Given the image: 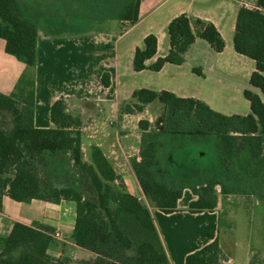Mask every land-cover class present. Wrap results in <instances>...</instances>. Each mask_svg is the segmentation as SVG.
I'll return each instance as SVG.
<instances>
[{
	"label": "trees",
	"instance_id": "trees-1",
	"mask_svg": "<svg viewBox=\"0 0 264 264\" xmlns=\"http://www.w3.org/2000/svg\"><path fill=\"white\" fill-rule=\"evenodd\" d=\"M85 1L87 18L118 19L134 24L140 17L142 0ZM93 6L95 12H91ZM168 30L170 51L148 65L147 60L157 53L158 39L154 34L147 35L144 47L136 49L135 70H160L167 62L182 64L198 37L206 39L219 52L226 46L212 22L185 13L175 17ZM38 32L39 21L32 8L21 0H0V37L6 40V50L32 69L37 63ZM234 44L239 53L256 61L250 83L261 89L263 97L245 89L252 113L227 115L200 99L180 97L169 90L147 88L135 90V103L124 107L127 112L141 111L145 104L157 99L168 107L163 129L152 130L149 121H140L143 130L140 155L132 159L144 193L164 212L177 210L178 200L187 187L198 195V199L190 204L192 210H213L217 207L213 193L206 195L198 189V184L167 171L164 157L170 156L165 136L171 130V120L181 122L179 132L187 133L200 127L207 138L217 140L222 162L232 170L241 171L240 191H264V0H257L255 8H240ZM102 81L105 86L110 85L108 72L103 74ZM16 90L12 94L0 93V110L11 114L13 122L11 128L0 127V210L5 194H10L17 201L37 198L58 202L62 198L70 199L76 203L72 237L79 246L96 253L100 260L113 259L115 249L121 247L134 251L122 261L124 264L168 263L149 207L127 191L121 176L102 149L94 145L92 161L84 160L79 129L82 121L79 115L69 111L66 99L56 100L51 107V118L56 126L39 128L34 124V72L24 74ZM178 138L177 146L185 144L186 141L180 142L182 136ZM66 152L72 155L74 166L88 175L97 193L96 200L73 185L59 187L43 180L39 163ZM224 180L223 173L214 180V184L222 185L224 193H230L231 187L238 186L235 182L229 185ZM53 231L49 226L15 222L8 235L0 234V264H54L48 259L50 247L56 245L51 235ZM220 251L217 237L190 253L186 264H218Z\"/></svg>",
	"mask_w": 264,
	"mask_h": 264
},
{
	"label": "crops",
	"instance_id": "crops-1",
	"mask_svg": "<svg viewBox=\"0 0 264 264\" xmlns=\"http://www.w3.org/2000/svg\"><path fill=\"white\" fill-rule=\"evenodd\" d=\"M243 6L255 8L257 0H142L140 17L134 24L118 19H89L87 26L53 31L39 22L37 63L33 69L8 53L6 40L0 37V93L16 92L21 77L32 70L35 76L34 124L39 128L56 126L51 118V107L56 100L66 99L69 111L79 115L82 121L79 129L84 160L91 162L92 147H100L121 176L127 191L149 207L168 256L166 264H186L190 253L217 237L224 257L220 264H256L253 263L255 253H264L263 246H250L244 255L234 254L232 247L237 248L238 242L232 246L221 241L222 213L219 208L192 210L190 204L198 199V195L188 187L178 200L177 210L170 213L148 199L132 164V159L140 155L143 133L140 121H149L152 130L163 129L168 107L157 99L145 104L141 111L124 110L126 105L135 103V90L147 88L200 99L227 115L252 113L245 89L262 97L263 93L250 83L256 61L239 53L234 44L238 13ZM183 13L212 22L226 42L224 50L219 52L206 39L198 37L182 64L167 62L160 70H135L136 49L144 47L147 35L154 34L158 39L157 53L147 60L148 65L170 51L169 24ZM110 20L108 28L97 27ZM105 72L110 74L109 86L102 81ZM12 124L10 114L0 110V127L11 128ZM184 149L185 153H180L184 157L191 154V150ZM172 157H178L177 153ZM79 171L85 174L81 169ZM172 172L175 177L188 178L200 170L174 166ZM52 182L63 186L55 179ZM67 184L85 192L77 176ZM91 188L93 194L90 197L96 200L97 193L93 186ZM17 221L60 231L62 236L49 250L56 256L65 257L70 264L117 262L109 258L100 260L96 253L75 242L72 234L76 203L73 200L62 198L50 202L32 198L17 201L5 194L0 210V234L8 235Z\"/></svg>",
	"mask_w": 264,
	"mask_h": 264
},
{
	"label": "rangeland",
	"instance_id": "rangeland-1",
	"mask_svg": "<svg viewBox=\"0 0 264 264\" xmlns=\"http://www.w3.org/2000/svg\"><path fill=\"white\" fill-rule=\"evenodd\" d=\"M22 3L35 12L38 21L45 24V26L53 31L75 29L80 26H87L89 19L86 17L85 0H21ZM95 6L92 7L91 12H95ZM90 12V13H91ZM110 22L97 24L98 28H108ZM32 70L28 72L31 74ZM69 108V107H68ZM10 117L12 118L11 114ZM193 122H191L192 124ZM160 125V123H156ZM181 122L171 120L170 132L166 133V141L169 145L168 155L164 157V163L167 166V171L172 174V168L184 166L189 168H197L200 173L190 176L186 179L188 182L198 184V189L206 195H215L217 207L222 213L221 217V241L225 245H234L238 242V247H232L233 253H246L250 246L261 248L264 247V191L258 189L257 191H240V174L241 171L230 169L222 162L217 140L207 136L203 133L202 128L191 129L187 133L179 132L178 129ZM182 127V125H181ZM177 132H176V131ZM198 131V132H197ZM198 133L200 135H198ZM181 141H186L185 144H178V137ZM194 140H193V139ZM172 148V149H171ZM184 148L189 149L191 154H186L185 157L180 154L184 152ZM172 151V153L170 152ZM177 153L178 157H172L173 153ZM185 153V152H184ZM167 155V153H166ZM50 160L41 161L39 163V170L45 183L56 180L57 184L66 185L72 182L73 177H78V182L82 185L85 195L92 196L93 188L88 175L82 174L79 167H74L71 161L72 155L69 152L61 155L50 156ZM197 166V167H196ZM200 168V169H199ZM223 173L225 182L229 184L239 183L237 187H231L230 193H224L221 184H214V180L220 177ZM87 177V178H86ZM58 180V181H57ZM230 185V184H229ZM56 231V230H55ZM3 235V234H2ZM57 240V238H55ZM134 251H126L121 247L115 249V257L113 258L118 264L122 262ZM48 259L54 264H70V262L63 256H56L53 252H48ZM264 253L256 252L253 263L264 264ZM261 257V258H260ZM263 257V258H262ZM62 259V261H61ZM222 250L220 251L218 264L223 263ZM64 260V261H63Z\"/></svg>",
	"mask_w": 264,
	"mask_h": 264
},
{
	"label": "built area",
	"instance_id": "built-area-1",
	"mask_svg": "<svg viewBox=\"0 0 264 264\" xmlns=\"http://www.w3.org/2000/svg\"><path fill=\"white\" fill-rule=\"evenodd\" d=\"M51 235L54 237V238H60L62 236L61 232L60 231H53L51 232Z\"/></svg>",
	"mask_w": 264,
	"mask_h": 264
}]
</instances>
